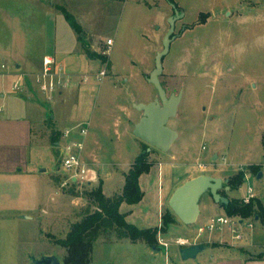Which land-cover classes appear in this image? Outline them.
<instances>
[{"label":"rangeland","instance_id":"1","mask_svg":"<svg viewBox=\"0 0 264 264\" xmlns=\"http://www.w3.org/2000/svg\"><path fill=\"white\" fill-rule=\"evenodd\" d=\"M159 1L160 6L166 4ZM174 4L177 16L172 10L160 16L154 5L152 11H136L131 19L127 16L129 19L121 29L122 39L113 47L110 58L101 54L95 67L94 73L108 72L102 81H92L96 107L91 132L101 142L97 162L103 188L109 195L119 192L124 185L115 174L112 176L111 165L127 169L141 153L139 145L144 142L134 136L128 125L126 132L125 123L131 119L134 125L142 116L132 100L140 102L151 93L153 98L149 102L159 98L156 88L147 82L151 72H144V68L153 61L155 69L156 56L163 51L173 17L179 18L175 23L176 39L164 59L160 80L169 96L183 93L178 116L168 124L180 138L168 153L148 145L149 162L176 165L175 183L178 178H186L189 171L196 172L199 163L209 165V174L223 177L246 170L247 165H264V0H174ZM111 30L106 31L112 34ZM55 104L51 102L52 108ZM49 153L47 167L52 173L59 166V153L52 148ZM100 182L91 187L71 184L63 171L57 178L62 196L60 201L53 202L55 208L41 212L33 221L0 219V264H33V257L52 255L64 264L67 250L59 242L67 238L73 225L98 210L89 193L98 189ZM142 183L145 198L143 203L129 209L131 220L148 228L157 227L158 177L146 176ZM249 186L254 187L256 194L264 195V180L254 177L245 180L242 187L228 191L229 199L241 201ZM208 199V194L203 197L204 202ZM254 207L256 213L255 202ZM165 211L163 217L171 219L170 225L163 222L162 229L163 239L171 242L168 251L161 248L160 254H151L143 245L113 244L119 241L118 233L103 229L98 240L107 244L95 245L92 264L182 263V248L176 245V239L194 240L199 228L207 224L205 215L197 224L186 226L172 213L168 202ZM17 212L10 209L6 214L17 217ZM211 214L216 216L217 212ZM254 219L244 221L252 223ZM247 224L236 227L242 240H233L236 234L226 227L205 233L199 243L226 237L229 243L246 245L250 243L247 240L250 235L262 229L258 224L252 228ZM258 238L264 240L263 236ZM157 243L160 248L158 236ZM214 253L205 250L200 258L214 257Z\"/></svg>","mask_w":264,"mask_h":264},{"label":"crops","instance_id":"2","mask_svg":"<svg viewBox=\"0 0 264 264\" xmlns=\"http://www.w3.org/2000/svg\"><path fill=\"white\" fill-rule=\"evenodd\" d=\"M162 1H166V4L160 6L159 0H0V219L16 221L19 218L21 221H33L41 212H47L48 208H55L53 204L57 200L60 201L62 196L57 184V178L63 172L62 135L64 131L81 123L90 125L83 158L99 173L104 195L110 198L123 194L125 175L133 164L128 165L127 169L121 165H111L112 176L115 174L124 184L122 190L109 195L103 188L104 180L97 162L101 142L97 134L91 132L96 107V98L92 94L94 90L92 81L97 80L100 72L94 73V70L100 63L98 59L106 48L107 41L113 39V49L117 41L122 39L121 29L125 20L129 19L127 16L131 19L136 11L142 12L147 9L152 11L153 5L160 16H165L166 10L176 13L177 5L174 4V0ZM128 10L131 12L127 13ZM109 28H112L111 32L114 36L107 33L106 30ZM46 57L55 58L73 79L67 89L54 95L51 100L40 91L35 81V75L42 70L43 60ZM144 69V72L150 71L151 75L153 61L151 64H145ZM21 76L23 91L16 92L14 85ZM152 98L153 93L140 102L134 99L132 103L134 105L148 104L151 103L149 101ZM54 101L56 104L52 108L51 102ZM141 119L142 116L134 125L131 119L128 120L125 123V131L127 132L128 125L129 130L133 132L135 125ZM145 145L147 144L139 145L140 155ZM50 148L59 153V166L52 173L47 167ZM175 167L176 165L163 162L161 165H153L149 173L141 176L140 187L144 194L143 200L136 205L123 203L120 208L121 214L125 215L129 224L139 229L159 231L160 221L166 212V204L174 190L186 181L205 173L197 168L196 172L189 171L186 178H178L175 183L173 178ZM246 167H248L246 170H241L229 177L209 174L210 168L206 173L225 181L240 172H246L245 180L258 178V175L262 173L261 179L264 180V165H247ZM251 167L257 169L252 171ZM151 175H157L159 184L158 226L148 228L142 222H133L129 209L143 203L145 198L143 178ZM61 186L64 187L63 184ZM225 187L230 186L228 184ZM231 190L230 187L229 191ZM227 192L228 189H223L221 195L229 199ZM43 194H45L44 197H42ZM54 195L58 198L56 199ZM255 195L254 201L258 200L264 205V195L261 196L256 192ZM208 197V201L204 202L203 199L201 201L199 220L203 214L206 223L215 217L227 216L225 209L216 204L211 195ZM10 209H16L19 216L6 214V211ZM212 211L217 212L216 216L211 214ZM25 216L27 218H23ZM246 223L249 228L257 224L262 228L250 235L247 239L250 243L240 246L229 243L226 237L220 241H213L210 238L207 243L199 244L205 245V250L214 251V257L201 259L200 253L195 260L182 259V263L170 262L169 264H264V258H257L264 254V240L258 238L261 236L264 238V224L259 218H255L252 223L241 220L240 226ZM238 228H236L237 231H239ZM228 229L233 233L232 227ZM242 239L241 236L240 239L233 237V240ZM98 242L107 244L100 240L96 244ZM124 242L134 246L143 245L151 251V254L153 252L160 254L163 248L160 246L154 250L145 243L134 244L129 241L112 243Z\"/></svg>","mask_w":264,"mask_h":264},{"label":"water","instance_id":"3","mask_svg":"<svg viewBox=\"0 0 264 264\" xmlns=\"http://www.w3.org/2000/svg\"><path fill=\"white\" fill-rule=\"evenodd\" d=\"M177 15L178 12H176ZM178 19L177 17L171 19L170 30L164 39L163 51L157 54L155 69L148 79V82L158 91L159 98L148 104L134 105L142 113V119L135 125L134 136L164 153H168L180 137V134L169 128L168 124L170 120L178 116L183 93L169 96L160 80L164 71V59L170 53L171 45L176 39L174 33ZM262 177L263 174L260 173L258 179ZM229 182L230 180L225 181L207 174L190 179L174 190L168 207L184 225L193 226L198 223L201 215V201L205 195H211L218 205L228 206L230 204V200L221 195L223 189L230 190V187H225ZM205 248V245L197 244L181 249L180 255L184 261L195 260ZM32 262L33 264H62L56 255L45 256L41 259L33 257Z\"/></svg>","mask_w":264,"mask_h":264},{"label":"trees","instance_id":"4","mask_svg":"<svg viewBox=\"0 0 264 264\" xmlns=\"http://www.w3.org/2000/svg\"><path fill=\"white\" fill-rule=\"evenodd\" d=\"M143 153L136 159L130 171L125 175V187L122 195L106 197L102 185L89 193V198L96 205L97 211L88 214L85 219L73 225L67 238L59 242V245L67 250V258L64 264H92L94 246L99 239L103 229L115 230L119 235V241L131 243H145L151 247L159 248L157 243L158 230L139 229L129 224L125 215L121 214L120 208L123 203L129 205L139 204L144 197L140 187V178L149 173L153 166L149 162L150 153L147 152L148 145ZM252 171L257 168L251 167ZM246 178V172H240L230 179L229 186L232 190L238 189ZM254 202L257 207L255 213ZM249 205L243 200H233L228 206H222L228 217L241 220L252 217L259 218L264 224V205L260 201H254ZM173 221V220H172ZM164 225H170L171 219L163 217ZM257 258H264V254Z\"/></svg>","mask_w":264,"mask_h":264},{"label":"built area","instance_id":"5","mask_svg":"<svg viewBox=\"0 0 264 264\" xmlns=\"http://www.w3.org/2000/svg\"><path fill=\"white\" fill-rule=\"evenodd\" d=\"M113 39L107 41L106 48L102 51L103 56H109L113 46ZM5 68V66H3ZM107 70H101L97 75V80L102 81L106 77ZM72 76L69 75L53 57H46L43 60L42 70L35 75V81L40 91L48 98L52 99L54 95L61 93L72 84ZM16 92L23 91V77H19L18 81L14 85ZM89 124L81 123L63 132V144L61 167L66 172L68 182L80 186H88L98 183L100 176L97 170L84 160V152L86 149V139L89 135ZM206 147L203 148L205 150ZM197 168L202 172L209 170V165L199 163ZM66 185V183H65ZM255 190L253 187L248 188L247 195L243 198V202L246 205L251 204L255 200ZM241 219L231 218L228 216H219L213 218L204 227H200L198 235L194 240L189 238L179 237L176 239V245L179 248H187L199 244V239L204 236L205 233H213L218 230H222L226 227H232L233 233L236 234V238L240 239L239 231L236 227L240 226ZM252 227V225H250ZM163 221L161 219L158 231L159 245L169 250L171 242L163 239L162 235Z\"/></svg>","mask_w":264,"mask_h":264},{"label":"flooded vegetation","instance_id":"6","mask_svg":"<svg viewBox=\"0 0 264 264\" xmlns=\"http://www.w3.org/2000/svg\"><path fill=\"white\" fill-rule=\"evenodd\" d=\"M177 10H178V9H177ZM177 10H176V12H178ZM178 13H179V12H178ZM174 14L176 15V13H174Z\"/></svg>","mask_w":264,"mask_h":264}]
</instances>
